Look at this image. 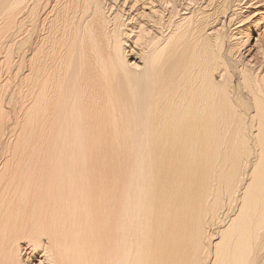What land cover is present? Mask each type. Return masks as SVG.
Masks as SVG:
<instances>
[{
	"label": "bare ground",
	"instance_id": "6f19581e",
	"mask_svg": "<svg viewBox=\"0 0 264 264\" xmlns=\"http://www.w3.org/2000/svg\"><path fill=\"white\" fill-rule=\"evenodd\" d=\"M195 1L0 0V264H264V0Z\"/></svg>",
	"mask_w": 264,
	"mask_h": 264
},
{
	"label": "rangeland",
	"instance_id": "374dc122",
	"mask_svg": "<svg viewBox=\"0 0 264 264\" xmlns=\"http://www.w3.org/2000/svg\"><path fill=\"white\" fill-rule=\"evenodd\" d=\"M195 2H196V1H195ZM197 2H200V0H197ZM197 2H196V3H197ZM254 42H255V41H252V46H254V44H255Z\"/></svg>",
	"mask_w": 264,
	"mask_h": 264
}]
</instances>
